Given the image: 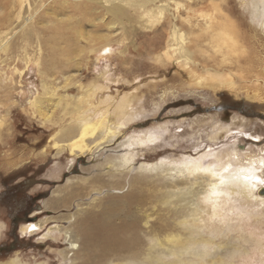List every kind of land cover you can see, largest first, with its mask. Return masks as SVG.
<instances>
[{
  "label": "rangeland",
  "instance_id": "1",
  "mask_svg": "<svg viewBox=\"0 0 264 264\" xmlns=\"http://www.w3.org/2000/svg\"><path fill=\"white\" fill-rule=\"evenodd\" d=\"M166 4L173 10L171 3ZM188 16L192 22L213 25L206 33L200 31L205 43L221 38L225 31L232 32L240 44L237 61L214 69L205 56L195 55L192 63L173 57L157 60L172 22L171 15L165 13L162 22L151 30L129 32L126 43L113 45L112 53L89 54L85 50L76 83L58 93L62 102L48 120L39 113H47L46 110L29 102L35 95H42L43 76L34 65L41 55L35 52V43L25 52H16L17 61L9 55L3 62L4 54L0 52V264H64L60 255L65 247L62 235L43 237L47 227L57 224L60 230L63 226L77 229L78 209L103 203L110 197L133 195L140 186L151 191L172 184V179L160 169L165 163L154 170L140 169L141 164L160 163L161 158L170 160L183 154L195 156L208 146L216 150L231 143L242 152L264 156L263 29L249 20L240 0L185 1L178 16L184 31H188L184 19ZM14 22L13 26L17 21ZM77 22L76 17L58 23L70 28ZM14 36L12 40L16 39ZM125 45L129 49L123 53L120 48ZM208 47L205 44L204 48ZM13 66L19 71H14ZM208 71L226 73L224 84L212 88L210 84L195 82ZM56 81L53 77L46 79L48 83ZM123 98L129 100V109L140 112L117 133L111 132L112 140L71 160L66 150L58 153L53 149V141H67L71 137L77 113L107 106L112 114L115 104ZM210 119L229 126V130L218 137L207 136L206 121ZM115 120L112 115L109 124ZM198 120L202 121L200 125L194 123ZM156 129L163 133L162 137L134 147V161L129 168L111 166L110 160L122 153L126 145L134 144L132 135ZM184 181L175 179L176 190L185 195L184 199H190L193 207L197 205L196 194L181 188ZM186 181L194 183L193 192L206 184L204 177H190ZM57 198L62 199L61 205L51 209L50 201ZM146 207L143 215L146 218L148 214L147 223L144 220L135 230L121 233L120 239L126 240L124 246L110 251L98 264H264L262 205L240 219L233 217L222 223L216 217L208 222L181 219L184 225L178 224L179 214H163L165 211L160 209L164 205L158 202L147 203ZM176 208L178 211V205ZM44 217L52 219L46 223ZM28 221H41L42 228L28 236L19 228ZM175 234L186 239L184 249L161 243V239ZM206 242L210 246L204 250Z\"/></svg>",
  "mask_w": 264,
  "mask_h": 264
},
{
  "label": "bare ground",
  "instance_id": "2",
  "mask_svg": "<svg viewBox=\"0 0 264 264\" xmlns=\"http://www.w3.org/2000/svg\"><path fill=\"white\" fill-rule=\"evenodd\" d=\"M185 1L191 0H0V52L4 54L2 61L4 62L9 55L12 56L13 61L16 60L14 56L18 54L16 52L20 50L25 52L31 44L35 43V52L41 55L40 59L34 61V65H37L43 76L40 84L42 95H35L29 102L37 109L47 111V113L42 110L39 112L46 120L62 102V96H58V93L76 83L82 63L80 57L85 50L89 54L96 51L112 53L113 45L126 43L125 40L130 33L156 27L162 22L165 13L171 15L172 22L163 52L155 57L157 60L161 57L170 60L173 57L180 59L183 63H192L191 60L195 55L205 56L211 61L214 69L228 67L237 61L235 56L238 54L237 51H240V44L237 43L232 32L231 34L225 31L221 38H214L212 42L205 43L204 37L199 36L200 31L206 33L213 25L206 21L201 24L192 22L189 16L184 18L188 24V31L181 29L178 16L180 17V9L183 8ZM166 2L174 6L173 10L167 6ZM240 5L243 11L247 10L249 20L264 31V0H240ZM93 15L95 19L91 18ZM76 17L78 22L70 28L58 23L65 19L74 20ZM14 21L17 23L13 26ZM13 36L16 37L15 40H12ZM205 44L209 47L204 48ZM128 49L129 47L125 45L120 48V51L125 53ZM30 60L31 58H28L27 61L30 63ZM12 69L18 70L14 66ZM48 70L52 71L48 73ZM225 74L208 71L204 74L205 77H202L203 79L197 78L195 82L199 85L200 83L210 84L212 88L221 87L226 81ZM51 77L57 79L56 83L46 82V79ZM45 102L48 103L49 108L43 105ZM113 108L112 114L107 106H102L101 110L93 112L77 113L74 117L77 124L74 129L72 128L71 137L67 141H53V149L58 153L66 150L71 157L70 160L72 157L80 158L82 153H89L93 147L96 148L112 140L113 135L110 133H117L121 126L138 116L140 112L132 110V107L129 109L127 98L118 101ZM112 115L116 120L114 124H109ZM195 122L196 125H200L202 121ZM206 124L208 125L207 136L210 137H218L221 132L229 130V126L218 124L214 119L206 121ZM162 134L156 129L132 135L131 140H134V144L126 145L127 149L121 151L122 153L109 163L112 167L115 165L118 168H129L134 161L135 148L159 140ZM53 136L54 134L51 137ZM199 147L200 145L196 147V150ZM159 162L141 164L139 168L154 170L165 163L160 169L172 179V184L163 185L160 188L168 187L169 189L158 188L150 191L149 188L140 186L135 189L133 195L110 197L103 203L76 210L77 229L63 226L60 230L57 224L46 228L43 237L54 238L57 234L62 235L65 247L60 250V255L64 259V264H98L99 260L107 257L110 251L116 250L121 245L124 246L126 240H121L119 235L135 230L144 220V223H147L148 214L146 218L143 215L147 203L158 202L164 205L160 209L165 211L163 214L167 212L172 215L179 214L178 224L180 225L185 224L183 221L191 219L197 222H200L199 220L208 222L216 217L217 219H214L218 223L234 219L233 217L240 219V216L249 214L253 208L255 210L259 205L264 206V168L262 169L264 156H257L252 151L242 152L233 143L216 150L208 146L195 156L183 154L170 160L161 158ZM173 174L176 175L173 176ZM190 177L206 178V184L201 186L202 190L193 192L194 183H189L193 180L186 181ZM92 179L97 180L96 177ZM175 179L185 180L182 182L185 186L182 185L181 188L185 189V192L196 194L194 204L197 203V205L191 207L190 199H184L185 195L181 196L178 193L180 191L176 190ZM146 192L147 194H144ZM61 202V198L53 199V202L51 200L50 208H59ZM171 204L172 207H170ZM197 215H199L198 218H196ZM50 219L52 218L44 217L43 222L47 223ZM181 219L184 220L180 221ZM40 222L23 223L19 227L20 231L28 236L36 234V231L42 228ZM181 235L175 234L169 238L166 236L164 240L161 239V243L164 241L170 247L184 249L186 239ZM209 246L210 242H206L204 250H207Z\"/></svg>",
  "mask_w": 264,
  "mask_h": 264
}]
</instances>
